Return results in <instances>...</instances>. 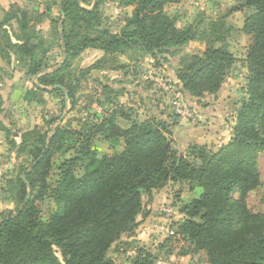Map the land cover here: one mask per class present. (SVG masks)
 <instances>
[{"label": "rangeland", "instance_id": "rangeland-1", "mask_svg": "<svg viewBox=\"0 0 264 264\" xmlns=\"http://www.w3.org/2000/svg\"><path fill=\"white\" fill-rule=\"evenodd\" d=\"M44 1L42 12L22 9L25 14L8 12L0 18V220L18 215L32 200L34 210L45 222L55 207L51 191L59 178L58 166L75 156L74 150H66L68 133L81 131L85 124L107 117L116 108L115 124L119 127L147 119L165 125L173 156L193 165H198L194 149L215 153L231 139L246 98L248 37L243 27L251 13L247 8L235 9L237 0H167L162 13L174 19L177 27L191 26L196 39L162 58L152 56L140 43L106 52L91 42L123 33L135 9L131 0H101L96 17L68 20L64 30L61 0ZM94 4L91 1L80 6L91 10ZM218 22L224 27L225 41H209L207 33ZM4 24L7 27L3 28ZM27 35L30 53L11 50L8 41L23 42ZM65 35L70 47L82 49L67 53ZM223 45L234 64L219 89L198 95L183 89L175 77L181 58ZM38 61L43 62L41 67L35 63ZM52 74L53 82L62 80L60 88L52 82L45 84V75ZM107 93L115 97L114 105L105 101ZM58 128L60 150L45 175V187L38 182L34 191L27 190L24 199L22 181L30 173L36 154ZM90 145L98 155L122 151V146L112 147L103 135L94 136ZM257 166L259 185L247 193L244 204L252 215L264 217L263 152L257 157ZM83 173L79 164L75 175ZM200 191L196 182L169 180L162 188L144 194L134 229L121 235L108 252L113 264H130L138 249L156 255L153 264H208L190 243L173 237L178 222L185 218L181 208ZM231 200L239 202L237 190ZM164 241L165 246L158 247Z\"/></svg>", "mask_w": 264, "mask_h": 264}, {"label": "trees", "instance_id": "trees-1", "mask_svg": "<svg viewBox=\"0 0 264 264\" xmlns=\"http://www.w3.org/2000/svg\"><path fill=\"white\" fill-rule=\"evenodd\" d=\"M91 1H95L91 10L80 6ZM166 1L131 0L135 9L123 33L91 42L106 52L140 43L152 56L162 58L195 40L191 26L177 27L174 19L162 13ZM237 1L235 9L247 8L251 13L243 27L248 37L246 98L231 139L215 153L194 149L198 165H193L173 156L165 125L147 119L119 127L115 124L117 108L107 117L85 124L81 131L69 132L66 150H74L75 156L58 166L59 178L51 191L54 210L44 222L30 200L18 215L2 218L0 264H113L108 252L121 235L134 229L143 195L162 188L169 180L196 182L201 190L181 208L185 218L178 222L173 237L190 243L208 264H264V217L252 215L244 204L247 193L259 185L257 157L264 153V0ZM100 2L61 0L63 30L65 22L78 16L96 17ZM223 28L214 23L207 33L209 41H225ZM26 37L23 42L8 41L11 50L30 53L32 45ZM66 38L68 35L63 41L67 53L82 49L70 47ZM35 63L41 67L43 62ZM233 64L225 45L207 47L202 55H184L175 77L191 94L214 93ZM54 78V74L45 75V84L52 82L60 88L62 80L53 82ZM114 98L107 93L104 99L114 105ZM60 131L56 129L47 146L36 154L30 173L22 181V198L28 189L34 191L38 182L45 187V175L60 150ZM96 135H103L112 147L122 146V151L98 155L90 145ZM79 164L84 173L77 177ZM234 190L240 194L239 202L231 200ZM156 258L138 249L130 264H153Z\"/></svg>", "mask_w": 264, "mask_h": 264}, {"label": "crops", "instance_id": "crops-1", "mask_svg": "<svg viewBox=\"0 0 264 264\" xmlns=\"http://www.w3.org/2000/svg\"><path fill=\"white\" fill-rule=\"evenodd\" d=\"M43 6L45 7L44 0H0V18H2L4 13L8 12L19 14L23 11L22 9L42 12L45 10L42 9ZM2 27L5 28L7 26L4 24Z\"/></svg>", "mask_w": 264, "mask_h": 264}]
</instances>
